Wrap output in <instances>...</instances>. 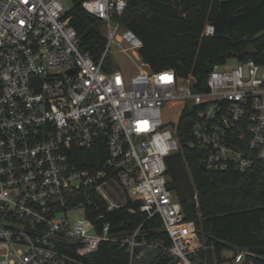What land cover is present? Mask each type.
<instances>
[{
  "label": "built area",
  "instance_id": "2783aa9c",
  "mask_svg": "<svg viewBox=\"0 0 264 264\" xmlns=\"http://www.w3.org/2000/svg\"><path fill=\"white\" fill-rule=\"evenodd\" d=\"M126 3L81 1L105 27L94 59L63 17V0H0V264H85L102 242L126 247L128 264L156 247L172 264L205 263L195 222L167 186L185 108L204 169L242 172L264 160V62L215 63L203 83L152 70L139 56L142 40L120 22ZM213 33L207 22L202 34ZM114 46L135 68L108 64ZM172 108L168 122L163 110ZM95 143L104 145L100 168L71 161L73 146ZM129 201L159 216L169 245L137 239L140 226L114 231L110 215ZM231 259L264 264L248 249Z\"/></svg>",
  "mask_w": 264,
  "mask_h": 264
},
{
  "label": "trees",
  "instance_id": "16d2710c",
  "mask_svg": "<svg viewBox=\"0 0 264 264\" xmlns=\"http://www.w3.org/2000/svg\"><path fill=\"white\" fill-rule=\"evenodd\" d=\"M81 1L70 0L63 17L76 30L80 47L96 59L106 41L100 22L82 8ZM120 22L142 40L139 56L149 68H173L180 76H194L198 83L204 82L215 63L230 57L264 62V0H127ZM207 22L214 26L212 35L202 34ZM249 46L256 52L246 54ZM191 124L192 113L185 108L177 126L179 148L166 158L168 188L176 194L185 218L195 222L203 246L212 248L214 264L224 260L222 251L235 249H248L264 261V160L242 172L202 169L188 134ZM70 159L80 168H100L104 145L73 146ZM127 207L134 212H127ZM109 219L116 232L131 233L140 226L137 239L170 244L159 216L147 218L136 201H129ZM203 248L198 254L204 258ZM82 260L128 264V251L118 243L102 242ZM134 264L172 263L156 247L146 249Z\"/></svg>",
  "mask_w": 264,
  "mask_h": 264
},
{
  "label": "rangeland",
  "instance_id": "374dc122",
  "mask_svg": "<svg viewBox=\"0 0 264 264\" xmlns=\"http://www.w3.org/2000/svg\"><path fill=\"white\" fill-rule=\"evenodd\" d=\"M64 6L67 8L70 6L71 2L70 0H63ZM100 28L102 30V33L105 32V27L102 23H100ZM117 47H112L110 53L107 56V62L110 65H113L115 68H120L121 66L123 67H131L135 68V64L122 52L118 51L116 49ZM136 61L139 62V60ZM238 59L236 57H230L226 60V62L223 65V69H231ZM177 117L176 114V108L172 109H164L163 110V119L166 121H175ZM75 213H71L70 216H74ZM234 250H224L222 251V256L224 260L220 264H237L234 263L231 259V256L233 255Z\"/></svg>",
  "mask_w": 264,
  "mask_h": 264
},
{
  "label": "water",
  "instance_id": "95a60500",
  "mask_svg": "<svg viewBox=\"0 0 264 264\" xmlns=\"http://www.w3.org/2000/svg\"><path fill=\"white\" fill-rule=\"evenodd\" d=\"M256 49L253 46H249L245 49L246 54H252L255 53ZM200 167L204 169V165L200 164ZM204 254H205V262L206 264H214V259H213V253H212V248L209 246H204L203 248Z\"/></svg>",
  "mask_w": 264,
  "mask_h": 264
}]
</instances>
